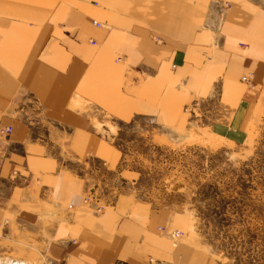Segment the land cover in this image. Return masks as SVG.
Masks as SVG:
<instances>
[{"label": "crops", "instance_id": "obj_1", "mask_svg": "<svg viewBox=\"0 0 264 264\" xmlns=\"http://www.w3.org/2000/svg\"><path fill=\"white\" fill-rule=\"evenodd\" d=\"M190 105L235 142L264 121V0H0V233L45 235L47 264H215L159 230L184 214L87 194L106 107L175 129Z\"/></svg>", "mask_w": 264, "mask_h": 264}, {"label": "rangeland", "instance_id": "obj_2", "mask_svg": "<svg viewBox=\"0 0 264 264\" xmlns=\"http://www.w3.org/2000/svg\"><path fill=\"white\" fill-rule=\"evenodd\" d=\"M199 107H186L190 121L175 129L140 116L122 119L106 107L91 129L108 150L82 159L91 179L87 194L101 205L127 196L184 214L188 227L176 230V243L185 239L212 263L264 264V121L248 125L244 139L235 142L202 126ZM67 161L83 171L79 161ZM44 239L6 227L0 264H47Z\"/></svg>", "mask_w": 264, "mask_h": 264}, {"label": "built area", "instance_id": "obj_3", "mask_svg": "<svg viewBox=\"0 0 264 264\" xmlns=\"http://www.w3.org/2000/svg\"><path fill=\"white\" fill-rule=\"evenodd\" d=\"M93 23H95L96 25L100 26V22L94 21ZM251 73H247V74H243L240 77V80H242L245 83H249L250 79H251ZM11 131V126L10 125H3V127H0V135L2 137L4 136H8L9 132ZM160 230L164 229V227H160ZM166 234L169 238H171L172 240H174L175 242H177L178 237L181 235L180 231H176V230H166Z\"/></svg>", "mask_w": 264, "mask_h": 264}]
</instances>
